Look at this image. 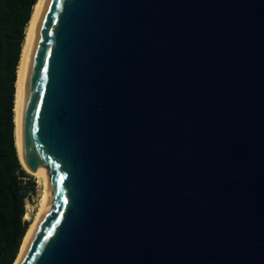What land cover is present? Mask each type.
<instances>
[{
	"label": "water",
	"instance_id": "water-1",
	"mask_svg": "<svg viewBox=\"0 0 264 264\" xmlns=\"http://www.w3.org/2000/svg\"><path fill=\"white\" fill-rule=\"evenodd\" d=\"M17 126L16 264H264V0H41Z\"/></svg>",
	"mask_w": 264,
	"mask_h": 264
},
{
	"label": "trees",
	"instance_id": "trees-1",
	"mask_svg": "<svg viewBox=\"0 0 264 264\" xmlns=\"http://www.w3.org/2000/svg\"><path fill=\"white\" fill-rule=\"evenodd\" d=\"M36 2L0 0V264L14 263L30 225L23 214L34 183L17 158L14 108L18 65Z\"/></svg>",
	"mask_w": 264,
	"mask_h": 264
},
{
	"label": "bare ground",
	"instance_id": "bare-ground-1",
	"mask_svg": "<svg viewBox=\"0 0 264 264\" xmlns=\"http://www.w3.org/2000/svg\"><path fill=\"white\" fill-rule=\"evenodd\" d=\"M40 2H41V0H37V2L34 5L32 16H31V19L28 23V29L26 31L25 41L23 44V49H22V53H21V57H20L19 65H18V75H17V80L15 83L16 90H15V108H14V110H15V114H14L15 132L14 133H15V146L17 149V155H18V158H19V161H20L22 167L26 170V172H28L32 176H35L39 182H42L41 184L43 186H42V192H41L40 199L38 200V205H39L38 210H37L34 218L32 219V221L30 222L28 229L26 230V233L24 235V238H23L21 246H20L19 253H18L13 264L17 263V260H18L19 256L21 255L28 239L30 238L31 234L33 233L34 228L37 225L42 213L47 209V206H48L49 190H48V186H47V180H48L47 174H46L45 170H43V169L42 170H36V169L31 168L27 164V162L23 156V153H22V149H21V145H20V141H19V136H18V126H17V101H18V82H19L20 68H21L23 54H24V51H25V48L27 45V41H28V38L30 35V31L32 28L33 20H34V17H35V14H36V11L39 7ZM25 216L27 217V213L25 214Z\"/></svg>",
	"mask_w": 264,
	"mask_h": 264
},
{
	"label": "rangeland",
	"instance_id": "rangeland-1",
	"mask_svg": "<svg viewBox=\"0 0 264 264\" xmlns=\"http://www.w3.org/2000/svg\"><path fill=\"white\" fill-rule=\"evenodd\" d=\"M28 29V27H27ZM34 183V192L29 194L27 199L25 200V214L27 213V217L24 215L23 219L32 221L37 210H38V200L40 199L42 192V182H39L35 176H31Z\"/></svg>",
	"mask_w": 264,
	"mask_h": 264
},
{
	"label": "built area",
	"instance_id": "built-area-1",
	"mask_svg": "<svg viewBox=\"0 0 264 264\" xmlns=\"http://www.w3.org/2000/svg\"><path fill=\"white\" fill-rule=\"evenodd\" d=\"M26 211V210H25ZM25 213V212H24Z\"/></svg>",
	"mask_w": 264,
	"mask_h": 264
}]
</instances>
